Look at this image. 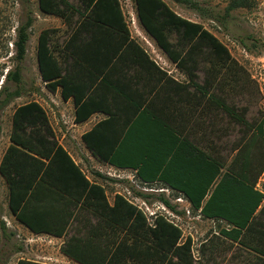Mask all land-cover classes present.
Instances as JSON below:
<instances>
[{"label":"trees","instance_id":"trees-1","mask_svg":"<svg viewBox=\"0 0 264 264\" xmlns=\"http://www.w3.org/2000/svg\"><path fill=\"white\" fill-rule=\"evenodd\" d=\"M170 1L199 9L192 0ZM259 2L228 0L221 20L226 21L232 12H252ZM134 3L139 24L168 59L188 74L190 80L200 63L208 61L206 52L213 53L216 65H221V57L228 55L226 48L200 23L178 15L164 0H134ZM37 5L42 14L57 17L67 26L73 23V17H76L75 25L81 21L77 32L90 34L83 45L91 52L115 55L118 51L132 48L141 51L129 40L118 0H78L76 6L66 0H37ZM32 23V18L28 17L17 24L13 53L6 60L13 66L7 69L5 64L0 65V136L5 110L21 97L18 89L20 65L26 56ZM52 33L49 29L42 30L37 37V68L46 88L53 93L61 88L60 96L65 101L69 97L66 91L69 79L62 75ZM112 36L119 39H112ZM251 41L252 46L247 49L254 52L258 48L256 41ZM63 43L62 51L67 54L70 47L68 37ZM239 43L246 47L243 38ZM9 83L16 88L11 90ZM84 119L77 111L75 122ZM91 136L92 131L83 135L82 141L98 161L119 169L135 170L141 183H161L173 193L181 194L204 219L224 224L219 237L229 242L231 249H236L241 256L248 255L247 264H264V180L261 182L264 174V131L247 137L233 150L235 154L228 164L223 160L215 162L201 152L189 153L188 156L182 154V142L175 139L178 145H170L168 136L153 140L154 151L146 153L144 159L137 163L129 164L121 161L118 153L100 151ZM250 141L255 143L252 155L245 150ZM156 149L163 150V153L158 154ZM238 157H242L239 163ZM63 176L73 184L72 192L58 185L64 182ZM94 176L106 180L99 173ZM0 177L7 188L12 216L34 234L63 235L71 217L63 216L67 209V204L63 203L65 200L73 199V210L80 205L97 219V229L80 238L73 237V244L67 243L60 249L62 254L78 264H194L191 239L187 238L181 244V231L173 224L162 217H156L153 224H149L142 212L120 195H115L111 204L108 202L102 184L90 182L58 145L46 113L37 102L20 105L11 114L8 145L0 159ZM41 190L47 192L46 201L54 203L48 206L45 222H30L26 213ZM159 199L164 206L173 209L164 197ZM207 247L200 250L202 256L206 255ZM16 264L39 263L18 259Z\"/></svg>","mask_w":264,"mask_h":264},{"label":"rangeland","instance_id":"rangeland-1","mask_svg":"<svg viewBox=\"0 0 264 264\" xmlns=\"http://www.w3.org/2000/svg\"><path fill=\"white\" fill-rule=\"evenodd\" d=\"M66 1L74 6L78 5V0ZM164 1L178 15L200 23L227 50L228 55L221 57V65H216L217 59L213 53L206 52L208 61L200 63L191 82L203 83L197 90L200 92V112L205 114V152L201 153L215 162L223 160L228 164L235 154L233 150L247 137L257 136L260 130L264 131V0H260L258 7L252 12H232L226 21H222L221 17L228 0H192L199 9L175 4L170 0ZM119 2L132 37L148 52H154V57L158 58L160 51L140 28L134 0ZM28 17L32 18L33 23L29 30L26 56L20 65L21 83L18 89L21 97L15 99L2 116L0 159L8 145L14 108L30 101L43 105L42 107L39 104L46 113L54 138L56 134L59 140L63 139L65 142L68 138L72 139L73 134L75 136L72 122L68 118L69 113L64 111V117L56 113L63 106L60 92L53 93L46 88L40 78L36 60L37 37L42 30L49 29L53 32L52 43L57 46L56 55L62 71L67 70L71 60L62 50L65 45L63 42L69 35V25L57 17L42 14L38 10L37 0H0V65L5 64L7 69L13 66L6 60L13 53L14 29ZM241 38L244 39L246 47L239 43ZM251 40L256 41L255 46L258 48L254 52L247 49L252 46ZM163 58L164 62L157 60L159 64L172 67ZM173 76L182 78L177 72H173ZM8 86L11 90L16 88L12 83ZM254 148L255 143L252 144V141L248 148L244 147L248 155H252ZM80 155L86 161V165L81 164L85 174L92 182L102 184L110 204L115 195H120L136 206L149 224H153L156 217H162L177 227L182 234L181 244L190 238L194 264H247L248 255L241 256L236 249H231L229 242L219 237V230L224 224L204 219L181 194L172 191L168 194L159 193V190L167 187L161 183L143 185L134 170L105 166L87 152H80ZM238 158L239 163L242 157ZM95 173L101 174L106 180L95 177ZM263 180L264 174L261 182ZM7 196L6 185L0 177V264H16L21 258L40 261L36 254L46 251L41 246L43 241L27 238L9 210ZM160 197H164L173 209L164 206ZM178 199H182V202L178 203ZM81 223L84 224V221ZM203 246H208V251L202 256L200 250Z\"/></svg>","mask_w":264,"mask_h":264},{"label":"crops","instance_id":"crops-1","mask_svg":"<svg viewBox=\"0 0 264 264\" xmlns=\"http://www.w3.org/2000/svg\"><path fill=\"white\" fill-rule=\"evenodd\" d=\"M120 9L129 40L141 51L132 48L118 51L115 55L111 52H106L105 55H100L93 50L91 52L83 45L89 40L90 34L86 31L77 32L81 21L75 25L76 17H73V25H69L70 47L67 57L70 58L71 63L67 70L62 72V75L69 79L66 87L69 97L65 101L61 98V103L68 110L61 106L62 108H58L56 113H59L61 117H64V111L69 113L68 118L72 122L75 136L73 134L72 139H66V143L63 139L59 140L56 134L55 139L84 174L81 164L86 165V161L83 160L80 152L89 154L90 151L82 141V136L91 131V140L100 151L118 153L121 161L124 160L123 162L129 164L137 163L144 159L146 153L154 151L152 142L161 136H168L170 145L175 143L178 145L175 139L181 141L183 144L181 153H186L187 156L189 153L205 152L203 125L205 114L200 112V100H198L200 92L197 91L203 83L191 82L188 74L168 59L154 39L140 25L147 39L152 41L162 56L158 52L159 57L155 58L154 52L152 54L148 52L130 34L121 4ZM72 29L73 41L71 40ZM114 37L117 36H112V39H119ZM163 57L171 63L172 67L163 63L159 64L157 60L164 62ZM173 72L181 74L182 78H175ZM56 92H61V88H57ZM40 105L43 107L42 104ZM51 111L54 112V109ZM77 111L80 116L85 117L79 123L75 122ZM126 122L129 123L126 124ZM62 135L65 137V134ZM157 147H159L158 143ZM156 152L160 154L163 150L156 149ZM105 166L116 168L108 164ZM85 176L92 182L86 174ZM63 180L64 182L58 185L72 192L73 184L68 182L65 176ZM41 191L34 197L35 203L26 213L30 222H45L48 206L54 203L46 201L48 200L45 196L47 192ZM63 203L67 204L63 216L71 217L65 232L60 237L44 233L34 234L17 222L25 231L27 238L42 240L44 244L41 246L46 250L36 254L40 261L26 260L39 264H78L62 254L60 249L67 243L73 244V237L80 238L97 229V219L80 205L73 210V199L65 200ZM82 220L84 224L81 223Z\"/></svg>","mask_w":264,"mask_h":264},{"label":"built area","instance_id":"built-area-1","mask_svg":"<svg viewBox=\"0 0 264 264\" xmlns=\"http://www.w3.org/2000/svg\"><path fill=\"white\" fill-rule=\"evenodd\" d=\"M141 184H143V185H148V184H145V183H141ZM169 191H171V190L168 189V188H166V189H161V190H159L158 192H159V193H166V194H168ZM177 201H179L178 203H181V202H182V199H178Z\"/></svg>","mask_w":264,"mask_h":264}]
</instances>
